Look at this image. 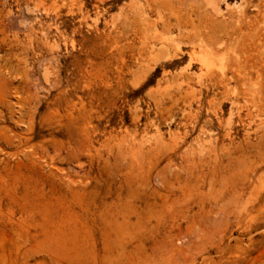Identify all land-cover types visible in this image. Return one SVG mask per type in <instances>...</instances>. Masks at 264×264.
Here are the masks:
<instances>
[{
	"label": "rangeland",
	"instance_id": "374dc122",
	"mask_svg": "<svg viewBox=\"0 0 264 264\" xmlns=\"http://www.w3.org/2000/svg\"><path fill=\"white\" fill-rule=\"evenodd\" d=\"M0 264H264V0H0Z\"/></svg>",
	"mask_w": 264,
	"mask_h": 264
}]
</instances>
